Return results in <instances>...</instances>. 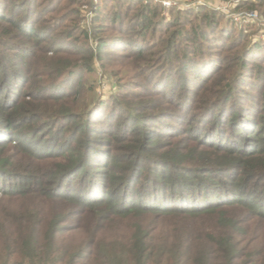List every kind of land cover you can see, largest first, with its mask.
I'll use <instances>...</instances> for the list:
<instances>
[{
  "label": "trees",
  "instance_id": "obj_1",
  "mask_svg": "<svg viewBox=\"0 0 264 264\" xmlns=\"http://www.w3.org/2000/svg\"><path fill=\"white\" fill-rule=\"evenodd\" d=\"M108 1L0 0V264H264V41Z\"/></svg>",
  "mask_w": 264,
  "mask_h": 264
},
{
  "label": "rangeland",
  "instance_id": "obj_2",
  "mask_svg": "<svg viewBox=\"0 0 264 264\" xmlns=\"http://www.w3.org/2000/svg\"><path fill=\"white\" fill-rule=\"evenodd\" d=\"M3 1V0H2ZM100 3L102 0H99ZM126 1V0H125ZM143 4L151 3L153 5H162L158 0H141ZM187 1V0H186ZM193 1V0H190ZM245 0H203L204 4L209 6L207 7H199L198 9L204 8L208 10H212L221 18V26L225 25L226 22H231L233 24V28H236L238 31H242L243 35L247 37L248 42L257 43L264 41V15L261 11L256 9L243 8L242 2ZM247 1V0H246ZM42 5L43 0H39ZM127 2V1H126ZM99 3V2H98ZM184 0H178L176 5L170 7V9L165 10L163 7L162 16L166 19H170V11H196L195 7H192L191 4L182 6ZM96 4V3H95ZM113 4V5H111ZM93 6V5H92ZM114 6V0L108 1L107 9L108 11L112 9ZM183 7L182 9H178L179 7ZM192 9H189L191 8ZM94 8L89 4H83L79 8L78 13V25L79 28L83 30H87L89 33V37L86 40V44L94 47L98 44V37L94 38V35L90 33L92 30V22L97 18L94 13ZM185 8V9H184ZM212 8V9H211ZM106 11V10H105ZM101 12V11H100ZM108 14V12H106ZM132 17V15H130ZM103 36V35H102ZM80 41L83 39L79 38ZM118 81L108 72L104 71L100 66L95 68V72L89 75V81L87 86H92L95 89V93L97 97L101 100H108L109 97L115 95L118 92ZM246 90H249V86L241 84ZM106 114L109 112V108L105 109ZM115 121L117 119L115 118ZM98 127L101 125L97 124Z\"/></svg>",
  "mask_w": 264,
  "mask_h": 264
},
{
  "label": "built area",
  "instance_id": "obj_3",
  "mask_svg": "<svg viewBox=\"0 0 264 264\" xmlns=\"http://www.w3.org/2000/svg\"><path fill=\"white\" fill-rule=\"evenodd\" d=\"M158 1H159V3L162 5V7L165 10L170 9V7H172L173 5L175 6L176 3H178V0H158ZM235 1H237V0H235ZM187 3H193L191 5H192V7H195L196 9H198L199 7H207L208 9H210L209 6H207V5L204 4L203 0H193V1H186V0H184V3H183L182 6L188 5ZM192 7L189 8V9H192ZM182 8L183 7L180 6L178 9H182Z\"/></svg>",
  "mask_w": 264,
  "mask_h": 264
}]
</instances>
